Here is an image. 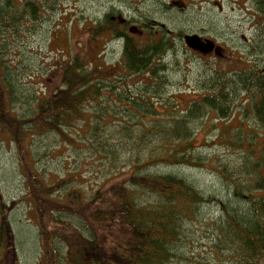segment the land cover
I'll return each instance as SVG.
<instances>
[{
	"label": "rangeland",
	"instance_id": "rangeland-1",
	"mask_svg": "<svg viewBox=\"0 0 264 264\" xmlns=\"http://www.w3.org/2000/svg\"><path fill=\"white\" fill-rule=\"evenodd\" d=\"M167 1L55 0L45 6L42 16L31 20L27 29L22 27L19 32L8 33L2 28L5 33L0 32V53L7 67L5 83L14 90V113L22 118L35 114L38 98L61 88L60 63L68 62L72 53L84 56L85 65L94 64V71L99 66L110 71L123 68L113 66L122 60L123 47L120 42H111L114 38L107 33V27L103 28L105 34L96 40L91 38L89 30L96 27L95 21L117 9L132 20L145 13L174 31L171 51L161 62L160 56L154 62L153 67L161 65L159 75H140L128 80L129 96L135 94L140 98L139 103L150 101L148 98L158 99L157 110L166 113L164 107L169 100V129L175 113L183 116L185 112L181 110H187L192 101H201L214 93V86L225 84L226 92L232 90L233 97H229L234 99L235 95L236 99L229 120H219L216 112L209 109L207 120L198 119L192 124L196 127L195 149L183 155L203 166L186 165L183 161L144 167L149 159L162 156L164 149L154 136L140 135L141 125L136 119L124 120L123 114L101 120L95 117L97 111L127 113L126 108H114V102H106L111 98L102 97L104 101L98 100L96 109L92 108L96 101L89 103L84 117L60 134L48 132L34 139L28 137L27 160L23 159L27 154L17 151L10 134L0 125V264H50L44 256V245L48 242L57 248L62 264L89 259L92 245L85 219L63 209L71 200L67 199L68 194L80 191L90 202L99 196L101 200L93 209L113 210L118 204L119 185L128 186L135 192L139 205L156 208L159 198L132 186L130 178L134 175L176 176L203 199L195 209L198 217L194 221L185 218L180 221V240L175 244V256L167 264H229L227 249L222 247V255L215 248L222 246L219 237L223 244L226 242L219 229L227 221L224 205L235 201L236 186H244L243 172L247 169L244 170L243 163L251 159L244 153L248 141L253 146L264 142V127L249 116L252 96H244V91L231 79L235 72L264 69V17L256 15V0L248 3L246 0H178L187 7L183 11L177 8L179 12L168 11ZM197 29H204L207 37L218 39L228 51L226 58L210 55L200 60L186 51L178 36ZM243 38L250 40L247 47ZM100 53H103L101 58L97 56ZM162 66L165 69L161 72ZM89 68L92 70L91 65ZM146 93H150L148 98L142 99ZM173 99L180 107L177 111L172 107ZM125 123L133 125L130 139ZM255 134L259 136L256 139ZM239 140L244 141L242 146ZM174 146L169 144V153ZM28 170H32L33 176L27 178ZM56 189L60 190L56 192ZM47 194L62 206L46 205ZM83 208L87 211V206ZM46 249L50 250L49 245Z\"/></svg>",
	"mask_w": 264,
	"mask_h": 264
},
{
	"label": "trees",
	"instance_id": "trees-1",
	"mask_svg": "<svg viewBox=\"0 0 264 264\" xmlns=\"http://www.w3.org/2000/svg\"><path fill=\"white\" fill-rule=\"evenodd\" d=\"M18 1L20 4H17ZM54 1L0 0L1 34L5 33L2 28L7 29L8 33L19 32L22 27L27 29L31 20H37L42 16V12L46 10L45 6H50ZM256 3L258 4L256 15L263 18L264 0H256ZM110 24L112 25L111 22ZM174 42L171 39L169 43L161 41L159 44L150 41L147 45L139 46L133 38H128L123 49L121 64L123 68H113L111 71L102 67L94 71L92 64L85 65L84 56L72 53L70 59L67 58L68 62L60 63L63 77L61 88L38 98L35 114L30 118H22L14 113L16 102L14 90L12 87L8 88L5 83L4 68L7 67L4 66L5 61L0 53V125L10 134L11 141L18 148L17 151L27 154L23 157L27 160L30 151L25 143L28 137L34 139L48 132L60 134L64 128L73 127L84 117L85 108L89 103L96 101L92 107L96 109L99 105L98 100L104 101L102 97L111 98L106 102H114V108H126L127 113L97 111L95 117L101 120L109 115L116 118L123 114L124 120L136 119L137 124L141 125L140 135L154 136L156 142L164 149L162 156L149 159L144 167L183 161H186V165L203 166V163H194L192 159L183 155L195 149L193 141L196 127L192 124L198 119L207 120L211 114L207 112L209 109L216 112L214 114L219 120H229L236 99L235 95L234 99L229 97H233L230 94L232 90L226 92L225 84L214 86V93L204 96L201 101H192L187 110H181L185 112L183 116L181 113H175L170 129L167 126L169 100L164 107L166 113H160L157 110L160 104L155 101L158 99L148 98L150 93L142 96V99L147 97L150 100L143 103H139L140 98L135 97V94L131 93L132 96H129L128 80L140 75L146 77L159 75L161 65L159 63L153 67L154 62L159 56L165 57L166 53L171 51ZM138 48L142 49L139 51ZM164 69L165 66H162L160 71ZM252 69L235 72L231 80L238 84L241 92L244 91V96H252L249 116L264 127V69L260 71ZM17 97L20 99L22 96L18 94ZM172 107L174 111L180 109L177 101ZM111 111H114L113 107ZM125 125L127 126V123ZM132 127L133 125L126 127L128 134L131 133ZM130 137L131 134L128 135V139ZM258 137L257 134L253 136L254 139ZM243 143L244 141L239 140L240 146ZM169 144L176 145L170 153ZM244 153L251 157L249 161L243 163L244 170L247 169L243 172L246 180L242 188L236 186L234 189L235 201L224 205L223 212H226L227 221L225 226H220L219 229L226 242L223 244L222 238L219 237V244L222 246L215 248H219V254L222 255V247L227 249L229 264H264V142L260 146H253L248 141ZM25 176L27 178L33 176L32 170L26 171ZM35 178L43 180L41 176ZM130 179L132 186L154 193L159 198L156 208L139 205L135 192L128 186L119 185L116 195L118 204L113 210L93 209L94 204L101 200L99 196L90 202L77 190L66 195L67 199L71 200L63 209L83 217L91 236L89 241L92 245V257L84 262L76 259L74 264H167L168 260L175 256V244L180 240L179 223L184 218L194 221L198 217L195 209L201 205L202 197L184 180L173 175H134ZM59 190L56 189V192ZM47 195L46 205L62 206ZM75 204L77 205L74 207ZM90 204L92 208H89ZM83 206H87V211ZM91 210L93 211L89 214ZM48 245L50 250L46 249ZM44 256L47 262L51 261L50 264H62L61 256L52 242L44 245Z\"/></svg>",
	"mask_w": 264,
	"mask_h": 264
},
{
	"label": "flooded vegetation",
	"instance_id": "flooded-vegetation-1",
	"mask_svg": "<svg viewBox=\"0 0 264 264\" xmlns=\"http://www.w3.org/2000/svg\"><path fill=\"white\" fill-rule=\"evenodd\" d=\"M236 1H239V0H236ZM248 1L249 0H246L247 3ZM166 4L168 6V11L170 10L171 12H174V11L179 12V10L183 11L187 8L182 2L178 0L176 1L168 0ZM216 4L218 5L219 8H221L220 3L216 2ZM110 22L112 23V26H110L111 25ZM94 24L96 25V27L94 26L89 29L91 38L93 40H96V38L100 37L101 34H105L103 28L107 27V33L110 34L112 38H114L111 42H120L122 44L123 49H124V44L128 38H133L139 46L140 44L145 45L146 39H149V37H151L150 41H153L154 43H157V44H159L161 41L163 43H169L170 39L173 41L175 38L174 31L172 29H169L168 24L162 23L160 20H158L157 18H153L150 15H145V13L140 14V16H137L134 20H132L121 9H117V11H111V12L106 13L103 19H101L98 22L95 21ZM203 30L204 29H201V30L197 29V30L188 32L187 34H180L178 36L183 42L185 50L197 55L200 60L210 55L221 57V58H226V53H228L226 47H223V45L220 43L218 39L216 38L212 39L210 37H207V35L205 34ZM98 32L99 34H97ZM187 35H197L201 37L203 41L204 40L213 41L215 43L214 50L209 54H203L201 52L191 50L185 41V37ZM242 40H244L245 42L243 43L244 47H247L250 40L247 38L245 39L243 38ZM242 40H240V43L242 42ZM140 49L142 48H138L139 51ZM102 54L103 53H100L97 56L101 58ZM166 54H169V51ZM227 59L229 60L231 59V57H227ZM162 60H164V55L161 56V59L159 62H161ZM105 61L106 60L104 59V63ZM122 61H123V53H122V60L119 62H116L115 64L117 65L114 64L113 66L114 67L120 66L122 64ZM92 66L93 68L96 67L94 64H92ZM106 66H108L107 63H106Z\"/></svg>",
	"mask_w": 264,
	"mask_h": 264
},
{
	"label": "water",
	"instance_id": "water-1",
	"mask_svg": "<svg viewBox=\"0 0 264 264\" xmlns=\"http://www.w3.org/2000/svg\"><path fill=\"white\" fill-rule=\"evenodd\" d=\"M185 41L191 50L201 52L203 54L211 53L215 48V43L211 40H202L197 35H187Z\"/></svg>",
	"mask_w": 264,
	"mask_h": 264
}]
</instances>
